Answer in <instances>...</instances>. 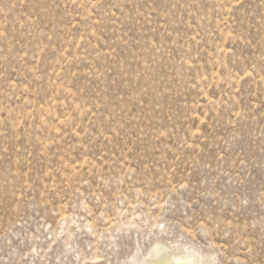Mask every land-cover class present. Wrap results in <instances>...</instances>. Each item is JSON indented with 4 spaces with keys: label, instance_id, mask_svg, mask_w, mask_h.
<instances>
[{
    "label": "rangeland",
    "instance_id": "rangeland-1",
    "mask_svg": "<svg viewBox=\"0 0 264 264\" xmlns=\"http://www.w3.org/2000/svg\"><path fill=\"white\" fill-rule=\"evenodd\" d=\"M0 264H264V0H0Z\"/></svg>",
    "mask_w": 264,
    "mask_h": 264
}]
</instances>
